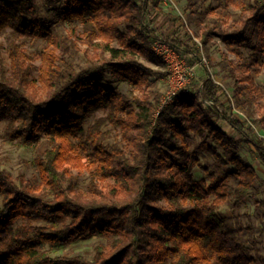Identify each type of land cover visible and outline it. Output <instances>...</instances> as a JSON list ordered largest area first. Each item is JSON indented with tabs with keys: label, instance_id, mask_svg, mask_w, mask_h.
<instances>
[{
	"label": "trees",
	"instance_id": "trees-1",
	"mask_svg": "<svg viewBox=\"0 0 264 264\" xmlns=\"http://www.w3.org/2000/svg\"><path fill=\"white\" fill-rule=\"evenodd\" d=\"M162 1L0 0V126L10 142L35 146L40 176L38 184L18 182L0 161V264H260L242 222L220 211L228 201L236 211L258 178L221 120L252 143L263 162L264 137L230 111L231 99L223 100L211 75L201 91L178 93L148 137L157 101L148 93L128 96L106 76L143 90L154 79L138 58L166 65L152 50L159 36L149 19L162 12ZM231 1L240 9L236 19L228 28L221 27L223 16L205 24L202 39L216 35L239 56L251 46L257 51L251 64L264 60V0ZM74 21L89 42L104 38L110 59L89 56L90 64L79 70L66 63L56 51V28ZM22 36L46 40L39 66L19 42ZM164 41L200 56L178 30ZM241 81L237 100L264 97L252 75ZM102 110L106 115L97 117ZM258 122L264 130V111ZM108 123L124 136L135 129V148L108 142ZM190 133L198 138L192 151ZM200 154L214 162L204 166L206 178L194 180ZM75 170L89 172L86 187ZM92 235L108 239L92 260L45 249Z\"/></svg>",
	"mask_w": 264,
	"mask_h": 264
},
{
	"label": "rangeland",
	"instance_id": "rangeland-1",
	"mask_svg": "<svg viewBox=\"0 0 264 264\" xmlns=\"http://www.w3.org/2000/svg\"><path fill=\"white\" fill-rule=\"evenodd\" d=\"M236 1L247 2L252 0ZM161 7V13L153 12L150 15L151 17H149L151 27L156 31L157 36H159L157 39L164 41L166 37H170L172 32L178 30L184 42L190 44L194 50L200 53V56H195L194 54L184 53V51H179L178 49L181 57H184L188 64L193 67L191 76L193 90L185 92L197 93L201 91L204 79L208 75L213 76L223 89V100L227 102V99H231L230 111L239 119L243 120L248 127H251L258 137H264V130L260 122H258V119L264 111V97L259 98L256 102L246 101L244 95L241 96L240 100L235 98L236 88L242 83L241 78L244 76L252 75L255 84L261 86L264 90V60H259V62L251 64L252 60H254V57L251 55L255 52L257 53L256 49H253L251 46L242 47L241 51L243 55L239 56L230 51L216 35H213L206 41L202 39V30L205 24L210 23V26H212L215 20H220L219 16H223L222 21L224 20L227 23L221 22V27L228 28V25L232 24L240 12L239 7L231 0H163ZM211 9H213V12L210 11ZM83 30V25L78 21L59 23L56 28L57 38L60 41L56 51L63 57L66 63H69V65L75 67L77 70L90 64L89 56L98 57V61L103 59L108 60L111 57L109 52L104 48L105 40L103 37L95 38L93 42H89ZM9 32L10 30L8 29L3 33L1 38L4 42H6V36ZM18 39L22 47L31 57L34 65L39 66L41 64L39 53L47 46L46 40L33 36H22L18 37ZM256 40L257 38L254 39V41ZM112 43L115 46L119 45L116 41ZM154 46L155 41L152 43V50L154 54L160 57L156 53V50H154ZM202 57L206 59L201 61ZM138 59L150 69V73L154 79L148 88L141 90L127 82L116 80L109 73L106 76L111 80V84L114 87H117L119 91L128 96L137 95L140 97L144 93H148L154 101H157V106L152 117V126L148 131V137H151L154 126L159 123V115L166 107L173 103L175 97L168 106L161 107L162 96L168 89V65L150 61L141 56ZM245 63L249 64L251 68L247 69L244 66ZM156 71L159 73H156ZM33 73H37V70L34 69ZM243 82L245 85L249 84L247 80ZM196 87H198L197 90L194 89ZM206 101L209 104L213 103L210 100ZM249 112H252V115ZM106 113L102 110L95 115L100 117L106 115ZM94 116L90 118L89 122L93 121ZM221 123L228 133L235 136V150L255 167L258 178L255 188L252 190V195L236 211L231 210L232 201L224 203L220 211L242 222L246 228L245 241L260 264H264V162L252 143L238 134L227 121L221 120ZM104 129L109 130L108 142L116 144L119 147L125 146L127 149L128 147L135 148L134 138L137 133L135 129L127 132V137L124 136L125 134L120 127L110 123ZM251 133L252 131H248L249 135ZM16 140L10 142L6 137L3 125L0 126L1 166L7 169L18 182L23 178L25 181H29V183L38 184L40 176L34 163L36 148L32 144H18ZM187 140L191 145L190 150L192 151L193 145L198 138L193 133H190ZM199 158L202 165H196L194 167V180L206 178L204 166L211 165L214 162L211 157L203 154H200ZM74 174H78L76 178L79 181V186L86 187L89 172L85 170L79 173L78 170H75ZM1 205L2 195L0 194ZM107 243L108 239L106 237L92 235L90 237L80 238L61 249H52L49 246H46L45 249L53 256L62 254L68 256L81 255L87 260H92L96 247L100 244L106 245Z\"/></svg>",
	"mask_w": 264,
	"mask_h": 264
},
{
	"label": "built area",
	"instance_id": "built-area-1",
	"mask_svg": "<svg viewBox=\"0 0 264 264\" xmlns=\"http://www.w3.org/2000/svg\"><path fill=\"white\" fill-rule=\"evenodd\" d=\"M154 50L168 65V89L162 96L161 107L168 106L180 91H192L191 67L184 57H181L177 48L161 39L155 40ZM206 58L202 57L201 61ZM202 86V84H201ZM195 90L198 87L194 88Z\"/></svg>",
	"mask_w": 264,
	"mask_h": 264
}]
</instances>
